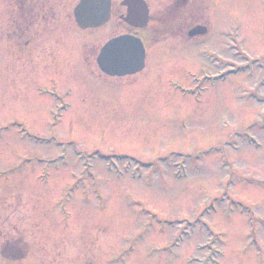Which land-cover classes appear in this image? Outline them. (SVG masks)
Wrapping results in <instances>:
<instances>
[{"label":"rangeland","instance_id":"rangeland-1","mask_svg":"<svg viewBox=\"0 0 264 264\" xmlns=\"http://www.w3.org/2000/svg\"><path fill=\"white\" fill-rule=\"evenodd\" d=\"M60 1L49 59L17 71L0 49V262L24 264L7 256L30 246L48 264H264V6L199 0L215 34L195 45L179 43L183 16L156 22L174 0H149L147 65L111 78L91 51L114 24L78 35L86 70H59L76 61L54 54L74 20ZM44 81L48 101L34 87Z\"/></svg>","mask_w":264,"mask_h":264},{"label":"flooded vegetation","instance_id":"flooded-vegetation-1","mask_svg":"<svg viewBox=\"0 0 264 264\" xmlns=\"http://www.w3.org/2000/svg\"><path fill=\"white\" fill-rule=\"evenodd\" d=\"M1 7H0V15H1V26L0 31H2V41L0 43V49H1V57L6 60V58H12L16 62L15 66L18 71L20 69V66L26 63L30 59L38 58L42 56H45L49 59V52H52L53 49L49 47V31L52 29L49 27V17H53V13L51 11V14L49 15V11L53 10L55 7V4L53 0H0ZM147 3L148 7V21L145 25H139L137 23V19H133L134 16H129V9H133L134 5H139L142 0H111L110 3V18L102 23L97 25H88L83 26L81 25L76 16H75V8L78 3L81 2V0H64L60 1L58 3V6H61L62 10L65 7H70L73 10V18L72 22L67 21V24L64 25L61 23L59 25L61 33L60 35L56 36L54 41L57 43L55 55L60 54V57H64L68 52H74L76 53V61L73 63H66L62 67L59 68L61 72L66 71H77L76 74L80 72V68L84 65L82 63H79L78 60H80L78 56L85 55V51H79L80 47L75 46V43L78 45V40L82 39L84 37V34L89 30H94L93 32L96 33L100 32L103 28H107L108 25L114 24L117 28H122V30L116 34H113L109 38H107L102 44L99 45V47L96 48V51L92 52V55L94 56L95 62L98 65L100 69V75H104L107 77H122V76H130V75H136L140 72H142L146 67V58L148 56V50L147 45L145 42V38L142 35L145 31L144 28L147 27V25L153 21V15L151 13V5L149 0H144ZM205 1V0H202ZM210 0H206V7L209 6ZM258 7H263V0H256L254 1ZM8 4V5H7ZM69 9V8H67ZM117 9H119V14H117ZM42 13L41 15H39ZM131 14V11H130ZM172 15V17L176 16H183V19H180L181 28H187L186 30L179 31L183 36L185 35L186 38H183L182 41H179V43L184 44H195L198 41L203 40L204 38H207L208 35L212 34V38L214 37V27L212 25V22L208 19V13L206 14V8L199 0H174L173 7L170 12L166 14V16L162 15L160 19L156 20L158 25H164L165 23H169L171 18H168V15ZM188 16V17H187ZM38 17H42L43 20L37 21ZM117 19H113V18ZM171 17V16H170ZM6 19H9L13 22V30L10 36H13L10 39L13 41V48L8 47L6 40V32L7 28L5 26ZM182 20V21H181ZM186 22L188 25L184 26L183 23ZM224 23V22H222ZM226 23V22H225ZM56 26V23H54ZM71 24V25H70ZM113 27V25H111ZM32 27H35L36 30H33ZM115 28V27H114ZM29 29V30H28ZM69 30V31H67ZM221 40H224L228 37L229 31H228V25L223 24L221 26ZM37 32H40L38 35L46 36L45 38H42L41 46L38 47L37 45H33L32 42L35 38V35ZM66 33V38L64 36V33ZM84 33V34H83ZM71 34V37L68 35ZM187 34V35H186ZM76 35V37H74ZM78 35H81L82 37L79 38ZM9 36V37H10ZM118 36H127L126 38H133V36L140 37L144 45L146 47V54H145V65L144 68L136 71V72H129L125 74H118V73H110L105 70H103L99 64L98 58L101 55V50L103 46L113 38H116ZM189 36V37H188ZM8 40V39H7ZM85 40V39H84ZM84 40L81 41L82 45ZM185 40V41H184ZM246 42V41H245ZM71 43V44H70ZM187 44V45H188ZM72 47V48H71ZM76 49V52H75ZM71 50V51H70ZM247 47H245V44H240L239 48L235 51L237 56L241 55H247L249 52L247 51ZM12 51V52H11ZM58 53V54H56ZM12 54V57H11ZM75 57V56H74ZM43 68H46V73L49 74V62L43 66ZM85 69V66H84ZM86 70V69H85ZM33 73H36V71L29 70ZM91 73V72H90ZM53 76H50L52 78ZM48 76V80L50 79ZM36 92L39 96H47L45 98L46 101L49 100V83L47 81H44L43 83H34ZM58 84H60L58 82ZM62 86V84H60ZM63 87V86H62ZM68 92V91H67ZM69 92H71L69 90ZM74 92V91H72ZM49 112V107H48ZM22 133H27L26 131H22ZM85 167H89L88 164L84 165ZM30 253V246L29 249H27L24 252H21L17 254V256H7L9 259H16L23 261L24 264H48L43 259V262L41 260H37V258H34L31 256L29 259L28 254ZM7 254V253H6ZM6 257V255H4ZM108 258V257H107ZM111 258V257H110ZM109 258V259H110ZM13 261V260H12ZM0 264H3L0 262Z\"/></svg>","mask_w":264,"mask_h":264},{"label":"water","instance_id":"water-1","mask_svg":"<svg viewBox=\"0 0 264 264\" xmlns=\"http://www.w3.org/2000/svg\"><path fill=\"white\" fill-rule=\"evenodd\" d=\"M129 9V16H134L139 25H145L148 21L147 3ZM111 0H81L75 9L77 20L83 26L97 25L105 22L110 16ZM131 11V14H130ZM118 36L109 40L101 50L98 58L101 68L110 73L125 74L136 72L144 66L145 47L141 38L133 36Z\"/></svg>","mask_w":264,"mask_h":264}]
</instances>
